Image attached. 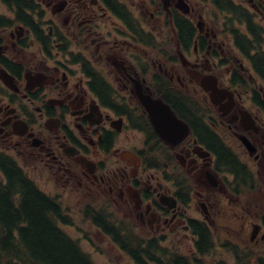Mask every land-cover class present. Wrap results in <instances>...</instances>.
<instances>
[{"label":"flooded vegetation","instance_id":"1","mask_svg":"<svg viewBox=\"0 0 264 264\" xmlns=\"http://www.w3.org/2000/svg\"><path fill=\"white\" fill-rule=\"evenodd\" d=\"M28 188L60 230L75 214L107 238L93 216L127 215L160 247L216 230L233 264H264V0H0V197Z\"/></svg>","mask_w":264,"mask_h":264},{"label":"trees","instance_id":"2","mask_svg":"<svg viewBox=\"0 0 264 264\" xmlns=\"http://www.w3.org/2000/svg\"><path fill=\"white\" fill-rule=\"evenodd\" d=\"M185 112L187 111L183 109V113ZM223 153L225 156L230 157L227 152ZM28 190L34 192L31 188H28ZM30 195L29 197L27 195L22 196L21 205L17 209L13 208L6 199L0 197L1 220L6 225H23L19 228L17 234H14L11 230L1 231L0 262L5 261V264H9L13 259L15 264H92L77 244L56 228L50 217H47L45 210L50 209L49 207H52V205L36 192ZM104 221L105 219L101 215L94 216V223L100 226L98 222H101L100 227L103 231L122 250L132 256L135 264H147L142 259L143 257L150 264H162L155 259L157 245L154 241L145 243L142 250L139 247L141 244L138 243L127 246L123 242L128 240L127 236H124L126 231L118 230L114 223L110 221V223ZM16 237L21 240V244L14 245L9 242ZM165 264H201V262L190 261L187 258L175 255L170 257Z\"/></svg>","mask_w":264,"mask_h":264},{"label":"rangeland","instance_id":"3","mask_svg":"<svg viewBox=\"0 0 264 264\" xmlns=\"http://www.w3.org/2000/svg\"><path fill=\"white\" fill-rule=\"evenodd\" d=\"M128 136L131 141L139 140L140 138V136L136 134H129ZM124 138L125 135H122L119 140L121 143L127 145L126 143L128 140H125ZM68 207H74V204H65V208L68 209ZM192 211L194 212V210ZM66 213H69V211ZM113 220L117 223L132 226L135 234L140 238H146L148 236L146 229H142L141 231L138 230L133 218L130 216L113 215ZM67 221L75 223L74 229L62 228V230L69 238L77 242L79 248L89 257L93 264H133L130 258L115 246L110 238L97 235V230L94 228L83 227L80 216L73 214L72 217L68 216ZM84 236L86 237V242H79ZM211 241V248L209 250H204V259L200 258V260H202L204 264H233V259L231 257L229 258L225 251L228 247H222L221 243H223V241L219 240L216 230L212 232ZM192 250H190L188 241L181 237L175 246H171L170 251H179L181 254L191 257V255L194 254Z\"/></svg>","mask_w":264,"mask_h":264},{"label":"water","instance_id":"4","mask_svg":"<svg viewBox=\"0 0 264 264\" xmlns=\"http://www.w3.org/2000/svg\"><path fill=\"white\" fill-rule=\"evenodd\" d=\"M139 99L148 111L151 122L155 127L160 129L162 122L165 123L166 129L162 131L161 136L166 137V134L170 131L172 133V130H174V143H177L187 135V127L175 119L168 106L160 101H151L148 97L141 94H139ZM211 100L213 101L212 95Z\"/></svg>","mask_w":264,"mask_h":264}]
</instances>
